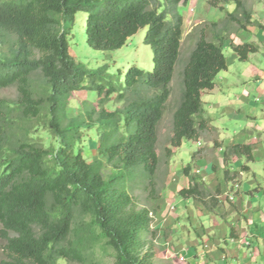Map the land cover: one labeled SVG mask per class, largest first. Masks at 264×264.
Masks as SVG:
<instances>
[{"label": "trees", "instance_id": "trees-1", "mask_svg": "<svg viewBox=\"0 0 264 264\" xmlns=\"http://www.w3.org/2000/svg\"><path fill=\"white\" fill-rule=\"evenodd\" d=\"M188 2L163 0L161 9L159 0H0V90L15 87L18 93L15 101L0 99V236L5 241L0 264H90L87 255L97 249L109 252L113 264H152L143 237L150 211L116 181L141 168L151 183L157 171V128L184 33L178 6ZM209 3L220 10L233 4L228 18L250 23L242 0ZM80 13L87 16L86 43L96 51L116 52L146 28L145 43L154 53L152 70L131 67L125 90L140 85L156 94L122 109L105 108L116 93L120 101L125 94L117 91L107 65L87 70L70 54L68 40ZM233 51L245 62L257 47L245 43ZM227 68L222 42L201 34L183 70L170 155L184 140L197 141L206 131L202 95L214 89L217 75ZM34 75L41 78L39 91ZM82 90L96 92L97 102L85 100L82 114L70 118L69 103ZM23 122L32 125L20 127ZM93 130L99 143L97 158L91 160L82 143ZM38 131L47 144L35 140ZM229 157L254 160L251 147L240 144L225 149L224 161ZM105 165L113 169L108 178ZM201 194L196 180L178 191L184 199L199 200Z\"/></svg>", "mask_w": 264, "mask_h": 264}, {"label": "rangeland", "instance_id": "rangeland-1", "mask_svg": "<svg viewBox=\"0 0 264 264\" xmlns=\"http://www.w3.org/2000/svg\"><path fill=\"white\" fill-rule=\"evenodd\" d=\"M210 1L211 0H193L192 4L190 0L187 5L178 6V12L184 18V33L181 39L179 58L169 85L170 95L157 128L156 150L159 162L151 183H149L146 175L144 176L142 174L141 168L134 170L131 177H122L116 181L117 185L125 184L127 191L131 194L133 200L139 207H147L150 211L149 217L151 222L149 224V230L143 237L145 240L144 251L152 253V264H193L191 260L190 263H188V259L191 258L181 255L175 249L173 250V248L176 245L178 246V243L183 240V237L179 239L181 235L179 236L180 232H178L177 227H175L178 223L177 220L169 225V222L172 221V212L180 216L182 211L185 210L184 206L186 201L178 195V191L181 188L180 179L185 177V168L189 170L188 166L195 162L197 154L195 152L197 151V144L199 143L198 140H184L179 148L173 149L172 154H169V150L172 148L170 139L172 136L173 114L181 102L184 89V67L201 34L205 36L208 41L217 42L219 36L228 37L232 31L236 30L242 32L240 23L245 24V26L248 25L243 19L240 23L235 20H230L227 12L212 7L209 3ZM159 2L162 4L161 9H163V0H159ZM260 10L264 11V0H254L253 12ZM86 20V15L82 13L77 15L72 30V36L68 40L69 51L75 61L87 70L95 71L99 67L107 65L109 73L113 75L117 91H124V100H118L116 97L118 93H116L112 100L106 104L105 108L110 110L122 109L129 102L135 101L140 97L149 98L156 94L157 92L155 90L144 89L140 85L133 89L125 90V75L131 67L137 66L146 72L152 70L154 53L145 43L146 28L138 31V33L131 37L127 41V44L120 50L116 52H101L90 48L86 43ZM213 23L216 25H213ZM254 26L255 25H253V27ZM220 30H222V32H220ZM243 32H245V30H243ZM236 35L240 37L241 34L239 35L237 33ZM222 49L228 61V69L217 75L215 79L216 90L214 93H204L202 95V101H204V103H202V108L205 111H208L207 108H210L211 105L218 104L220 100L224 102L222 108L212 114L214 119L213 125L218 128L217 132L219 134L216 131H212L208 122L206 131H204V133L202 132V135H200V137H203V135L206 137L199 140L200 144L198 145H203L205 148L208 146V140H214L216 142L215 145H217L219 136L220 139L225 142L230 141L235 133L239 134L241 131L245 130L248 127V123H251V121L257 122L258 126L264 128V120H254L252 118L253 111L256 112L257 110L261 111V109H264L263 101L257 100L258 93L264 95V91H257L259 88L264 90V78H262L264 76V46H260L257 56L250 59L248 62H240L236 59V54L231 47L224 46ZM250 72L258 75L263 84H257L254 75L246 77ZM222 79H227L229 81L228 84H223L221 82ZM41 85L40 76L34 75L33 86L36 91H39ZM17 96L18 93L15 87L0 90V99L15 101ZM96 97L97 93L93 91L82 90L76 92L75 96L72 98L73 100L69 103L67 109L68 116L73 118L81 115L82 102L87 100L90 105H95L97 102ZM243 100L249 101L252 105L249 107V105L243 103ZM252 108H254V110H252ZM19 124L20 127H23V125H32V123L25 122ZM31 132H33V129ZM38 135L40 139L35 137V140L38 142L40 140L44 145L48 143L43 137L44 135L41 134V131H38ZM98 143L99 137L95 130L88 131V133L85 134L82 148L88 159L93 160L97 158L96 149ZM214 148L215 146L213 149ZM112 171L113 169L111 167L105 165L103 170L104 177L108 178L110 174H112ZM256 173L258 176H264V161L257 164ZM163 210H166L165 215L161 214ZM183 224L191 228L188 221L185 220L181 222L182 226ZM183 235L195 236L193 230H188L187 233H183ZM247 243L248 242H246V244ZM4 244L5 241L0 236V261L4 259ZM94 253V255H87L90 258V264H113V257L109 252L106 253L101 249H97ZM201 262H204V260L202 261L201 259ZM57 264L78 263L61 260L58 261Z\"/></svg>", "mask_w": 264, "mask_h": 264}, {"label": "crops", "instance_id": "crops-1", "mask_svg": "<svg viewBox=\"0 0 264 264\" xmlns=\"http://www.w3.org/2000/svg\"><path fill=\"white\" fill-rule=\"evenodd\" d=\"M242 1L244 9L250 13V23L241 29L242 32L232 31L230 36H219L218 39L222 42V48L228 46L233 49L245 43L255 45L257 52L249 55L245 61L248 62L257 56L260 46H264V11L253 12L254 0ZM223 10L231 14L235 10L234 5L223 6ZM235 32L241 34L240 37ZM253 75L257 84H263L255 73L250 72L246 77ZM221 82L228 84L229 81L222 79ZM215 90L216 85L212 91L205 93H214ZM257 91L264 90L259 88ZM257 100L264 103V95L258 93ZM243 103L249 107L252 105L247 100H243ZM223 104L220 100L218 104H209L211 107L207 108L208 111L202 108L201 116L209 122L213 132H217L218 128L213 125L212 114L222 108ZM252 118L264 120V109L253 111ZM203 137H199L198 144ZM218 139L217 145L214 140H208L206 148L197 144L196 160L188 166V174L180 179V189L188 188L196 180L202 194L199 200L185 199V210L180 216L172 212L169 225L177 220L175 227L180 232L179 236L181 235L178 238L183 237L173 250L191 258L188 263L191 260L193 264H264V176L256 173L257 164L264 161V128L251 121L245 130L235 133L230 141L225 142L220 136ZM233 144L250 146L253 162L246 163L245 158L237 157H229L225 162L224 151ZM244 165L249 167L248 170L243 171ZM165 213L166 210H163L161 214ZM185 220L191 228L181 225ZM188 230H193L195 236H184L183 233Z\"/></svg>", "mask_w": 264, "mask_h": 264}]
</instances>
